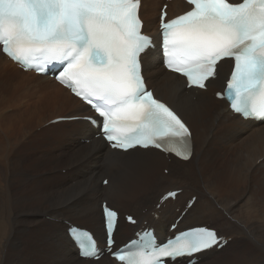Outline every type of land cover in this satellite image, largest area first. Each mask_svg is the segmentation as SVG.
Returning a JSON list of instances; mask_svg holds the SVG:
<instances>
[{
  "label": "bare ground",
  "instance_id": "obj_1",
  "mask_svg": "<svg viewBox=\"0 0 264 264\" xmlns=\"http://www.w3.org/2000/svg\"><path fill=\"white\" fill-rule=\"evenodd\" d=\"M161 1L143 0L140 11L145 31L156 37L158 45L162 5L169 4L170 16L189 7L182 0H163L159 6ZM143 58L150 87L191 126L194 152L189 161L167 157L153 148L111 149L102 136H95L98 129L82 119L48 124L56 118L93 112L49 76L19 68L0 46V264H120L110 255L99 260L79 257L66 221L92 230L104 246L102 202L107 200L120 211L117 246L134 237L146 221L164 240L173 234L169 227L179 216L177 208H184L197 195L187 190L194 183L201 186L199 197L177 231L214 220L219 233L230 238L221 250L214 247L199 253L201 261L195 264H264V121L245 120L214 96L225 85L231 61H222L217 78L201 90L186 88L185 78L165 70L159 47L149 49ZM9 94L17 100L12 113L5 112L15 106L7 105L12 103ZM18 100L24 104L18 105ZM47 108L56 111L32 128L30 117ZM39 127L43 131L35 132ZM47 134L69 142L54 143L57 152L44 165L27 167L28 155L45 151L40 139ZM62 160L68 164L36 174L38 168ZM165 168H170L168 175L163 173ZM62 169L67 172L63 174ZM106 178L109 184L102 186ZM73 179L76 183H71ZM59 180L68 182L62 188H44ZM179 188L183 192L175 200L168 199L158 209L154 206L164 193ZM67 212H74L77 219L67 217ZM129 212L138 218L136 225L125 221ZM170 264H186V259Z\"/></svg>",
  "mask_w": 264,
  "mask_h": 264
},
{
  "label": "snow or ice",
  "instance_id": "obj_2",
  "mask_svg": "<svg viewBox=\"0 0 264 264\" xmlns=\"http://www.w3.org/2000/svg\"><path fill=\"white\" fill-rule=\"evenodd\" d=\"M187 3L191 10L182 15H161L167 67L189 87L204 89L221 61H234L226 87L231 109L264 119V0ZM141 7L142 0H0V45L25 68H62L57 79L98 114L112 148H156L189 160V127L145 87L141 54L151 38L142 33ZM104 214L111 247L118 213L105 206ZM79 239L85 249L93 247L86 233ZM219 243L214 230L196 228L139 252L131 251L135 241L115 255L122 264H165Z\"/></svg>",
  "mask_w": 264,
  "mask_h": 264
},
{
  "label": "rangeland",
  "instance_id": "obj_3",
  "mask_svg": "<svg viewBox=\"0 0 264 264\" xmlns=\"http://www.w3.org/2000/svg\"><path fill=\"white\" fill-rule=\"evenodd\" d=\"M164 2H163V0L160 2V5L159 6H161V4H163ZM144 16V15H143ZM157 23V22H156ZM45 90H46V87H45ZM47 92V91H46ZM11 95H13V96H11ZM9 94L8 96L10 97V98H12L11 99V101H12V103H7V105H9V104H12V105H15V102L17 101H13V98H14V94ZM170 95V94H169ZM169 95H166V97H168ZM38 96L39 95H37L36 97H35V99H34V101H36L37 102V100H38ZM19 102H21V101H19L18 100V102H17V104L19 105H23L24 104V101H22V103H19ZM16 108H17V106L15 105V106H13V107H11V108H9V109H6L5 110V112L6 113H8V112H10V113H12V112H14V111H16ZM54 111H56V109H49V108H47L46 110H44V109H42V110H40L39 112H37V113H35L34 115H32L31 117H30V119H29V122L30 123H32V128H34L38 123H40L46 116H49L51 113H53ZM49 117H51V116H49ZM71 122H73V121H71ZM48 123V122H47ZM67 123V122H66ZM43 126V125H42ZM41 127V126H40ZM38 128V129H35L34 131L35 132H42L40 129L41 128ZM3 135V133L2 132H0V136H2ZM59 140H63L64 141V143H68L69 141H68V139H62V138H60V137H58V136H56V135H54V134H47V135H44L43 136V138L42 139H40V141H42V143L45 145V151L43 152V153H40L39 155H34V154H31V155H28V157H27V160H28V165H27V167H29V166H32V165H34V164H39V165H44V163L49 159V158H51V157H53V155H55L56 154V152H57V149L55 148V145H54V143H57ZM68 164V161H60V162H58L57 164H54L53 166H51V167H47V168H38L37 170H36V174H43L42 172H44V171H46V170H49V169H55L56 167H54V166H56V165H60V166H65V165H67ZM101 167L103 168V165H101ZM170 171V168H165V169H163V173H165L166 175H168L169 174V172H166V171ZM62 171V173L63 174H65L67 171H66V169H62L61 170ZM106 177H108V176H106ZM73 181V182H72ZM76 181H77V179H73V180H71V183H76ZM68 182V180H59V181H56V182H54V183H50V184H47V185H45L44 186V188L46 189V190H51V189H55V188H62V187H64L65 185H66V183ZM101 185L102 186H106V185H104L102 182H101ZM191 187H189V188H187V190L188 189H192L195 193H197V196L199 197V193H200V188H201V186L199 185V184H197V183H194V184H192V185H190ZM182 193V192H181ZM196 195V194H195ZM138 199L139 200H141L142 199V195H138ZM145 205V204H144ZM132 206H133V203H132V205H130L129 207L130 208H132ZM154 206L156 207V204H154ZM182 209H183V207H181ZM126 209H128L127 207H126ZM181 209V210H182ZM145 211L143 210L142 211V213H144ZM177 212L178 213H180V211H178L177 210ZM129 213H131V212H129ZM65 215H67V217H71V216H73V217H75V213L74 212H67ZM205 217H207V215H205ZM76 219H77V217H75ZM209 220H211L210 218H209ZM214 220H212V221H209V222H207L206 224H209V225H211V226H217V222L215 223V221L213 222ZM146 222H148V221H146ZM197 222H206V221H199V220H195V223H197ZM64 231H65V229H64ZM235 249V245L232 247V248H230L228 251H227V253H229V252H231V251H233ZM221 254H224V251L223 252H221ZM200 261H201V258H200Z\"/></svg>",
  "mask_w": 264,
  "mask_h": 264
}]
</instances>
